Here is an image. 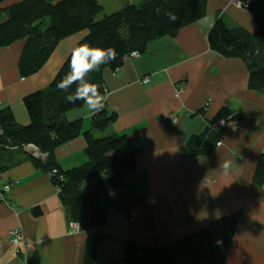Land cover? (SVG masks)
Segmentation results:
<instances>
[{
  "label": "crops",
  "instance_id": "0c3cea01",
  "mask_svg": "<svg viewBox=\"0 0 264 264\" xmlns=\"http://www.w3.org/2000/svg\"><path fill=\"white\" fill-rule=\"evenodd\" d=\"M97 1L104 11L107 3L113 14L145 0ZM16 2L0 5V24L7 19L3 11ZM219 19L231 30H257L253 15L237 8L235 0H208L202 20L173 38L151 42L116 72L103 73L104 104L116 121L93 135H126L129 142L119 152L135 150L137 155L136 170L123 192L128 190L133 199L130 218L109 211L97 264L118 260L126 240L161 248L235 214L240 220L225 264H264V185L254 183L264 155V95L249 89L248 69L240 59L223 58L210 48L208 35ZM87 34L63 40L44 67L27 79L19 72L26 41L0 50V111L10 108L18 124L29 125L24 98L50 86ZM144 79L150 83L142 84ZM180 87L184 93L176 98ZM223 108L241 119L220 129V144L209 156L190 157L189 140L204 132ZM65 117L81 120L83 132L92 131L87 105ZM87 147L83 134L59 147L58 165L66 171L85 164ZM11 159L3 157L0 164L10 165ZM12 181L17 186L0 202V264L19 262L11 254L10 232L15 228L36 242L26 253L27 264H84L87 233H70L72 222L50 174L25 160L0 174V184ZM34 209L41 215L34 216Z\"/></svg>",
  "mask_w": 264,
  "mask_h": 264
},
{
  "label": "trees",
  "instance_id": "16d2710c",
  "mask_svg": "<svg viewBox=\"0 0 264 264\" xmlns=\"http://www.w3.org/2000/svg\"><path fill=\"white\" fill-rule=\"evenodd\" d=\"M7 1L10 0H0V5ZM241 2L253 15L257 30L254 33L244 29L231 30L219 19L209 32L208 43L223 58L240 59L248 69L249 89L264 95V0ZM207 6L208 0H145L139 6L127 5L98 19L104 9L97 0H17L3 11L7 19L0 24V50L26 41L19 72L27 79L44 67L63 40L87 32L75 49L86 45L102 50L111 48L116 53L115 60L101 64L85 76V81L95 85L104 98L105 70L116 72L132 52L143 54L151 42L175 37L182 28L202 20ZM72 53L46 90L24 98L29 125L18 124L10 108L0 111V159L12 158L10 165L0 164V174L25 160L36 169L49 173L53 185L60 191L71 222L79 224L87 233L84 264H97L109 211L130 218L133 199L128 197V190L126 194L123 192L136 170L137 152H119L129 142L126 135L103 138L93 135V131L103 132L116 121V115L106 106L93 115L92 131L83 132L81 120H66L68 112L87 105L83 100L75 103L68 100L79 82L71 84L67 90L59 87L71 73ZM236 119L241 116L236 117L228 108L221 109L204 132L189 140L188 155L209 156L221 141V128L216 125ZM82 134L88 144V161L65 171L58 165L55 152ZM30 145L45 157L35 158L26 151ZM53 171H57L62 179L58 180ZM88 183L93 184L92 189L87 187ZM254 183L264 185V155L256 167ZM33 214L40 216L41 211L34 209ZM239 220V214L222 218L202 231L161 248L126 240L120 258L105 264H225Z\"/></svg>",
  "mask_w": 264,
  "mask_h": 264
},
{
  "label": "clouds",
  "instance_id": "9594fccd",
  "mask_svg": "<svg viewBox=\"0 0 264 264\" xmlns=\"http://www.w3.org/2000/svg\"><path fill=\"white\" fill-rule=\"evenodd\" d=\"M137 55L136 52L132 53L133 57ZM115 58L116 53L111 48L102 50L85 45L75 49L70 62L71 73L59 84L62 90H67L71 84L79 82L75 93L68 95L69 102L75 103L78 100H83L87 104L89 112L93 115L99 113L105 107L104 98L97 91L95 85L85 81V76L98 69L101 64L113 61Z\"/></svg>",
  "mask_w": 264,
  "mask_h": 264
},
{
  "label": "built area",
  "instance_id": "2783aa9c",
  "mask_svg": "<svg viewBox=\"0 0 264 264\" xmlns=\"http://www.w3.org/2000/svg\"><path fill=\"white\" fill-rule=\"evenodd\" d=\"M235 4L239 7H241V4L238 3L237 1H235ZM136 53H138L137 56L133 57L132 53L129 54L128 56H126L125 61L131 60L133 58H138L141 56L140 52L138 51H134ZM150 80L149 79H144L142 81V84L146 85L149 84ZM184 93V88L180 87L176 90V97L178 98L179 96H181ZM226 125V123L219 122L216 127H224ZM26 151L31 152V154L35 157V158H44L45 156H43L39 150L35 147V146H28L26 147ZM54 176H58V172L57 171H53L52 173ZM62 179V177L58 176V180ZM18 182L17 181H12V182H7L5 184H0V202L6 201V194H8L9 192H11L16 186H17ZM56 190L58 192L59 189L56 188ZM70 233L74 232V231H80L81 227L79 224L77 223H71L70 225ZM10 244H11V254L12 256L18 260L19 262L17 264H27L26 262V253L28 250H31L35 247L36 242L28 237H26L23 233V231L20 228H15L13 230H11L10 232Z\"/></svg>",
  "mask_w": 264,
  "mask_h": 264
},
{
  "label": "rangeland",
  "instance_id": "374dc122",
  "mask_svg": "<svg viewBox=\"0 0 264 264\" xmlns=\"http://www.w3.org/2000/svg\"><path fill=\"white\" fill-rule=\"evenodd\" d=\"M235 1H237L238 3L241 4V7H240V8H242V9H246V8L243 7L241 0H235ZM105 4H106V5H105ZM105 4H104L105 11H104V13H102V14L98 17V19L104 18V17L106 16L105 14H108V16H109V15H111L112 12H113L112 9H110L109 5H108L107 3H105ZM235 5H236V4H235ZM236 6H237V5H236ZM238 7H239V6H237V8H238ZM120 10H121V9H120ZM120 10H119V11H120ZM133 59H135V58H133ZM175 96H176V94H175ZM180 97H181V96H179L178 98H180ZM176 98H177V97H176ZM226 125H227V124H226ZM226 125H225V126H226ZM225 126H224V127H225ZM224 127H223V128H224ZM217 128L220 129L219 126H218ZM219 144H220V143H219ZM28 152H29V151H28ZM29 153H31V152H29ZM87 185H88L87 187L89 188L91 184L88 183ZM70 230H71V229H70ZM80 230H81V229H80Z\"/></svg>",
  "mask_w": 264,
  "mask_h": 264
}]
</instances>
